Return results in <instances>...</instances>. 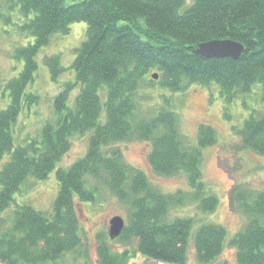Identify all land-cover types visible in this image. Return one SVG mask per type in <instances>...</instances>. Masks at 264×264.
Here are the masks:
<instances>
[{
  "label": "trees",
  "instance_id": "obj_1",
  "mask_svg": "<svg viewBox=\"0 0 264 264\" xmlns=\"http://www.w3.org/2000/svg\"><path fill=\"white\" fill-rule=\"evenodd\" d=\"M75 21L86 23L85 38L71 65L75 81L53 97L56 120L14 145L23 106L38 101L26 92L37 70L36 55ZM2 26L13 27L27 42L12 47L22 68L0 83L1 98H7L0 108V159L9 155L0 167V263L62 264L82 245L77 202H92L101 185L127 205L129 218L116 238L133 252L185 264L191 238L200 264H227L215 262L226 243L236 249V264H264V188L237 184L230 189V208L245 221L229 239L220 224L202 222L192 232V216H168L170 208L188 202L203 213L216 209L218 198L202 180L201 150L217 135L201 123L196 145L189 144L166 92L159 94V107L144 105L155 86L170 93L194 83L216 85L224 118L231 119L229 106L238 98L248 109L240 126H233L241 147L264 156V0H0V32ZM217 39L241 43L239 58L193 53L199 43ZM44 61L55 80L63 71L59 56ZM76 84L80 90L70 107L69 92ZM255 89L259 106L248 107L246 97ZM84 133H89L85 154L55 169L71 138ZM130 140L149 142L152 171L183 174L188 188L164 193L142 170L128 165L118 144ZM53 170L58 192L50 213L16 204L4 214L28 179H46ZM96 243L99 264L128 263L130 246L118 251L103 234Z\"/></svg>",
  "mask_w": 264,
  "mask_h": 264
},
{
  "label": "rangeland",
  "instance_id": "obj_2",
  "mask_svg": "<svg viewBox=\"0 0 264 264\" xmlns=\"http://www.w3.org/2000/svg\"><path fill=\"white\" fill-rule=\"evenodd\" d=\"M69 3L70 0H65ZM86 23L75 21L70 23L69 32L65 35L54 34L50 42L41 48L36 55L37 70L33 81L26 92L38 96V101L29 106L24 105L18 116L14 129V145L22 143L28 137L39 134L45 122H54L56 115L53 111V97L61 91L65 84L75 81V74L71 67L76 48L85 38ZM11 28V29H10ZM31 40V39H30ZM23 44L22 36L9 26H2L0 32V83L17 75L22 68V62L12 56V47L15 43ZM58 55L63 71L53 80L44 58L50 55ZM80 90L75 85L69 92L67 106L75 103V98ZM149 100L144 103L147 110L159 107V94L166 92L172 100L178 116V126L186 141L196 145L197 127L201 123L212 126L217 135L214 144L202 148L201 171L202 180L208 186L211 193L218 198V205L211 213L199 211L196 205L188 202L181 206L170 208L169 217L192 216L194 226L192 232L202 222L220 224L227 231V238H231L244 224V217L230 208L228 194L230 189L237 184H245L256 189L264 188V156L258 155L250 149L241 147V138L233 129L240 126L243 118L247 116L248 109L242 106L239 98L229 106L231 119L224 118V102L218 94L216 85L201 86L190 84L183 92H168L155 86L148 90ZM258 90L246 97L248 107H258ZM7 98H1L0 108L5 107ZM89 133L76 134L71 138V146L56 164V168H67L82 157L87 149ZM123 152L126 163L142 170L151 184L158 187L164 193H174L177 190H186L187 180L183 174L161 176L154 173L148 163L147 155L150 144L147 141L130 140L118 144ZM4 155L0 159V167L8 159ZM55 170L48 174L46 179L37 180L30 178L20 190L14 193V201L6 209L4 214H11L16 204H29L35 209L50 213L53 202L58 192V182ZM80 213L82 245L75 252L64 257L62 264H99L96 254V237L103 234L113 245L114 249L122 251L130 246V255L127 264H170L156 261L133 252L131 245L110 239L108 236L109 221L114 216L122 217L126 224L129 212L126 203L116 197L106 186H101L92 202H77ZM226 261L227 264H236V249L225 244L215 262ZM2 264V263H0ZM185 264H200L195 257V250L190 238L188 244V258Z\"/></svg>",
  "mask_w": 264,
  "mask_h": 264
},
{
  "label": "water",
  "instance_id": "obj_3",
  "mask_svg": "<svg viewBox=\"0 0 264 264\" xmlns=\"http://www.w3.org/2000/svg\"><path fill=\"white\" fill-rule=\"evenodd\" d=\"M244 47L241 43L230 39L222 40H209L199 43L192 51L196 55L206 58L211 57H230L237 59L241 55ZM154 79L157 78L156 74H152ZM124 221L120 216H114L109 221L108 235L110 239L118 237L124 227ZM157 261V260H156ZM163 264V263H158Z\"/></svg>",
  "mask_w": 264,
  "mask_h": 264
}]
</instances>
